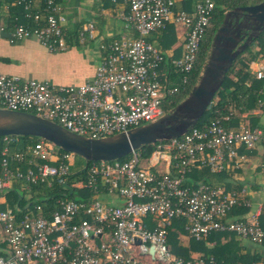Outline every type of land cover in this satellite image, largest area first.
Wrapping results in <instances>:
<instances>
[{"label": "built area", "instance_id": "1", "mask_svg": "<svg viewBox=\"0 0 264 264\" xmlns=\"http://www.w3.org/2000/svg\"><path fill=\"white\" fill-rule=\"evenodd\" d=\"M5 1V9L22 6L32 21L13 24L14 40L35 38L49 51L67 48V17L61 0H43L37 6L35 0ZM99 1L125 5L122 17L128 32L100 44L94 77L78 85H56L0 73L1 109L32 113L91 138L127 132L165 114L163 100L173 91L163 85L169 70L163 49L148 37L169 25L183 28L181 55L171 64L186 82L214 1L196 0L189 11L177 8L179 0ZM259 65L253 70L257 78L263 76ZM19 143L16 135L0 136V192L16 181L50 185L54 180L94 193L88 200H59L49 217L39 205L20 218L13 209L0 210L7 244L0 264H214L212 257L175 254L169 229L176 227L181 241L212 246L215 242L209 237L221 233L264 243L259 210L249 220L228 219L233 209L251 206L246 188L235 191L203 181L188 182L195 167L222 173L245 162V152L262 145L259 160L264 167L261 129L244 125L227 129L213 121L155 143L147 157L141 147L125 160L90 165L41 138L12 151ZM253 264H264V259Z\"/></svg>", "mask_w": 264, "mask_h": 264}, {"label": "trees", "instance_id": "2", "mask_svg": "<svg viewBox=\"0 0 264 264\" xmlns=\"http://www.w3.org/2000/svg\"><path fill=\"white\" fill-rule=\"evenodd\" d=\"M11 1V0H10ZM37 3L43 0H35ZM184 1L186 6L194 4L196 0H179ZM215 7L213 9L210 24L207 28L206 34L201 42V47L198 52L196 62L189 75V79L186 82L182 80V73L179 72L171 64V52L170 46L176 41L175 31L173 25H169L167 29L154 33L148 37V40L153 42L156 46L161 47L164 54H168V62L165 66L169 70V74L164 78L163 85L173 90L168 93L163 100V108L165 113L168 112L173 106L181 101L193 86L202 63L205 59L207 50L210 46L212 36L218 26L221 24L224 14L229 9L248 6L260 3L264 0H213ZM5 0H0V7L4 6ZM40 8V7H39ZM178 9H184L183 6H178ZM10 14L6 17V22L12 26L15 22H29L31 19L26 18L25 11L22 6L11 5L9 7ZM36 10L32 9V13ZM176 27V26H175ZM256 61L263 65V76L257 78L256 73L251 69V62ZM264 108V31L261 32L258 37L254 38L252 43L240 53L233 61L230 69L225 75L223 83L214 97L204 114L201 116L197 124L194 126L201 128L206 124L213 121H218L227 129H236L239 126H247L250 128H257L264 131V124L260 123V116L250 113L255 109ZM243 114H246L243 116ZM234 127V128H232ZM20 143L12 146V151L23 149L27 144L37 141L38 137L16 135ZM155 144L143 146L141 149L144 156H149L153 151ZM1 148V146H0ZM58 150L63 151L58 148ZM77 156V155H75ZM80 157V156H79ZM129 156H125L122 160L127 159ZM81 159L86 165H90L91 162H86L82 157ZM17 167V164H14ZM222 173H212L208 167H200L192 171L190 174V180L188 182L203 181L214 186H226L227 189L240 191L242 184L230 183L226 173L221 179H218ZM72 181V180H71ZM70 181V182H71ZM7 204L17 213L20 218L24 213L34 210L37 205L43 209V214L47 217L57 208L59 200H88L92 197L94 191L92 190H80L76 187L68 188L62 184H58L52 180L51 184L48 182L37 184H26L20 181H16L10 190L6 192ZM89 197V198H88ZM246 208V207H243ZM263 224V223H262ZM264 226V224H263ZM169 242L172 251L180 256L188 257L194 251H198L201 257L214 259V264H238L246 263L253 264L263 258V256L255 251L253 253L245 252L240 241L235 238L222 241L221 233H213L209 240H214L212 246H208L206 242L195 243L193 241L185 244L179 238L180 227L169 229ZM6 247V245H5ZM0 255L3 253L0 252Z\"/></svg>", "mask_w": 264, "mask_h": 264}, {"label": "crops", "instance_id": "3", "mask_svg": "<svg viewBox=\"0 0 264 264\" xmlns=\"http://www.w3.org/2000/svg\"><path fill=\"white\" fill-rule=\"evenodd\" d=\"M37 5L36 2L35 6ZM60 5L67 17L65 35L68 41L67 48L60 51H49L35 38L14 40L13 25L10 26L6 22L10 12L4 6L0 7V73L20 75L56 85L82 84L94 77L98 56L101 53L100 44L128 32L122 17V12L126 10L123 3L61 0ZM184 5V1H178V6H183L188 11L192 9V4L187 7ZM89 24L92 25L91 29L88 27ZM173 27L176 41L170 46L171 60L181 55V35L184 31L181 26L173 25ZM81 36L83 38H80ZM168 57L170 56L165 53V62H168ZM259 64L256 61L251 62V69H258ZM250 113L259 115L260 123L264 124V108L252 110ZM262 148L263 145L253 152L244 151L247 154L245 162L237 167L230 165L222 175L218 176L220 177L218 179H221L227 173L229 175L227 180L230 183L242 184V187L247 189L251 201L250 207L233 209L228 219H252V215L259 210L258 220L262 226L264 224V167L260 165L259 160ZM7 190L0 192V210L12 209L6 202ZM231 237L240 241L245 252L257 251L264 258V243L254 244L233 234H222L221 240H229ZM6 251L5 234L0 227V252L5 255Z\"/></svg>", "mask_w": 264, "mask_h": 264}, {"label": "water", "instance_id": "4", "mask_svg": "<svg viewBox=\"0 0 264 264\" xmlns=\"http://www.w3.org/2000/svg\"><path fill=\"white\" fill-rule=\"evenodd\" d=\"M263 31L264 1L226 11L187 95L160 118L127 132L91 138L32 113L0 108V136L38 137L86 162L120 159L143 146L180 137L197 124L233 61Z\"/></svg>", "mask_w": 264, "mask_h": 264}, {"label": "rangeland", "instance_id": "5", "mask_svg": "<svg viewBox=\"0 0 264 264\" xmlns=\"http://www.w3.org/2000/svg\"><path fill=\"white\" fill-rule=\"evenodd\" d=\"M77 158L79 159V160H81V161H83L82 159H81V157H79V156H77ZM248 219H250V218H248ZM182 243L183 244H185L186 246L188 245L187 243H189V242H187L186 240H184V241H182ZM201 253H199L198 251H194V252H192V255H200Z\"/></svg>", "mask_w": 264, "mask_h": 264}]
</instances>
